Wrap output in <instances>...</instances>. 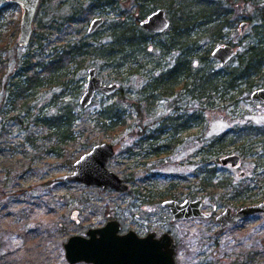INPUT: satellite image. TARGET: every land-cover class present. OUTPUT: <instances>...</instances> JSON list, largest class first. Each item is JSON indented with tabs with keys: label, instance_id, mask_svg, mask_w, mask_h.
Wrapping results in <instances>:
<instances>
[{
	"label": "rangeland",
	"instance_id": "obj_1",
	"mask_svg": "<svg viewBox=\"0 0 264 264\" xmlns=\"http://www.w3.org/2000/svg\"><path fill=\"white\" fill-rule=\"evenodd\" d=\"M75 1L52 0L37 8L32 22L33 32L36 31L37 36H42L40 32H43L39 27L49 24L52 19L58 25L57 31L53 30L43 41L47 52L52 46H60L71 40L110 41L108 29L116 18L112 12L89 15L82 12L76 21L63 20L70 15ZM230 1L236 4L229 19L234 20L233 28L229 32L225 30L228 34L222 41L214 42L210 50L217 43H227L228 40L237 43V46L233 45L237 51L243 50V44L252 36L251 23H247L242 31L240 29V21L246 20L243 16L249 13L256 22L263 19L261 1L264 0ZM118 3L119 9L124 10L129 16L128 20L132 21L133 14L138 10L136 2L120 0ZM142 10L144 12L146 8ZM167 15L172 22L171 13L167 12ZM20 16L18 4L0 0V30L7 34L2 35L0 42L4 37L9 40L8 49L1 55L7 76L13 70L16 59L23 57L31 46H21L17 42ZM95 16H103L104 22L88 33V24ZM14 26L15 31L11 34V27ZM158 37L159 40L163 39V36ZM158 37L150 38L154 42L147 44V47L158 56L160 64L166 66L172 62L173 53L165 55L153 45ZM68 60L64 58L63 64L71 76L69 87L78 85L79 94L75 98L67 95L62 97L61 92H66V88L45 84L46 87L34 94L26 106L33 116L37 112H57L64 104L74 108L75 128L80 129L82 134L76 140L61 144L60 156L54 151L57 144L54 134L37 125L30 117L19 114V104L23 100L12 101L1 94L0 264H92L85 261L68 262L63 242L73 234H85L89 227L103 225L108 219H117L121 224V232L128 229H133L139 235H145L148 231H155L157 235L169 232L177 244L175 264H264V213L249 214L225 227L215 220V215L226 207L234 210L264 198V104L250 98L253 89L264 85L254 86L249 92H239V88H221L204 99L196 95L195 98L187 96L178 86L166 97H154L151 104L154 107L148 111L146 101L139 102L137 91L143 88L144 78L151 72V64L146 67L130 65L137 73L133 75L127 74L128 66H122L117 71L122 72L123 78H118L115 77V70L95 54L85 57L80 68L68 63ZM235 60L233 58L220 66L213 58V68L225 73L237 63ZM92 66L96 67L97 75L105 83L119 84L124 93H97L91 104L81 108L78 100L84 90L87 69ZM140 71L142 74H139ZM176 96H180L178 104L183 108L178 114L186 110L187 116L191 117L193 112L202 107L206 113V123L190 124L188 129L176 133L175 137L179 139L176 146L174 143L171 145L173 149H160L155 154L154 147L169 142L168 137L164 134L149 141L145 138L156 133L142 131L143 125L149 124V128L155 130L159 126L158 117L175 113L170 106H175L173 101ZM56 98L57 101H54ZM109 104L114 105L116 114H122L117 119L126 121V127L119 128L112 138L102 137L101 133L96 135L99 131L93 128L92 120L97 110ZM14 116L19 119L16 120ZM156 116V120H153ZM219 137L222 139L218 142H233V147L229 152L217 155L208 152L216 148L209 147L208 142ZM103 141L111 142L115 148V154L106 166L127 181L129 187L126 191L103 189L101 186L65 179V175L74 170L73 162L94 144ZM237 145H242L250 153L243 154L235 147ZM232 152L241 156L239 165H222L219 158ZM206 162H213L218 173L211 182L217 183L226 176L227 185L220 193L213 192V187H209L200 196L187 198H202V211L210 212V216L172 219L170 211L161 204L163 199L173 198L168 196V187L183 188L187 192L188 185L194 181L193 174L197 169H202ZM208 166L210 168L211 163ZM225 189L229 190L227 195ZM161 193H165V196L160 201H154ZM235 193L240 194L241 204L229 200ZM150 194V197L147 196ZM184 198L183 195L179 199ZM254 250L263 254V257L252 256L254 259L251 260L250 255Z\"/></svg>",
	"mask_w": 264,
	"mask_h": 264
},
{
	"label": "trees",
	"instance_id": "obj_2",
	"mask_svg": "<svg viewBox=\"0 0 264 264\" xmlns=\"http://www.w3.org/2000/svg\"><path fill=\"white\" fill-rule=\"evenodd\" d=\"M47 1L52 0H40L38 7L41 8ZM119 1L76 0L70 15L68 17L65 16L63 19L69 22L76 21L82 12L88 15L91 13H114L116 18H114L108 29L110 38L108 43L101 42L98 39L94 41H86L84 39L80 41L71 40L60 46H52L49 49L50 51L47 52V47L44 46L43 41L53 30L57 31L58 29L56 20L52 19L49 24L39 27L43 31L40 32L42 36H37L36 31L32 32L27 44L31 46L28 51H25L23 57L16 59V67L14 66L11 73L7 76L5 62L1 55L3 51L8 49L9 40L4 37L0 42V97L2 94V97L6 95L12 101L21 99L24 101L19 104L21 105L19 114L30 117L37 125L45 127L54 134L57 140L54 151L57 155H61L59 152L61 144H67V142L80 137L82 134V131L79 132L80 129L75 128L76 116L73 112L74 108L71 105L64 104L57 112H37L33 116L30 113V109H27L26 106L34 94L41 91V88L46 87L45 84L47 86L56 85L61 89L66 88V92L65 90L61 92L62 97L67 95L75 98L79 94L78 85L69 87L71 76L64 69V58H68V63L80 68L81 66L79 65L84 64L85 57L95 54L107 62L112 70H115V77L118 78L122 77V72H118L117 69L122 66H128L129 68L126 67L127 74L133 75L137 73L130 65L137 64L138 66L146 67L147 64H151V72L147 78H144L145 84L143 88L137 91L139 102L141 100L146 101V109L148 111L154 107L151 105L154 97H166L178 86L187 96L195 98L196 95L204 99L209 97L210 93H214L221 88L227 90H237L239 88V92H249L254 86L264 85V1H261L263 19L256 22L254 16L249 13L243 16L248 23H251L252 36L251 39L243 44V50L237 51L235 56L237 63L225 73L213 68L210 48L214 42L222 41L228 34L227 32L233 28L234 20L229 19L233 14L234 7H236L235 3L232 4L230 0L225 2L222 0H134L138 10L133 14V20L129 21L127 13L119 9ZM85 3L86 5L83 7ZM156 7L163 8L166 13H171V29L169 28L160 33L161 35L148 32L139 25L140 20L145 18L144 16ZM143 8H146L144 12ZM225 30L228 31L226 32ZM14 31L15 26L11 27L10 33L12 34ZM3 34L4 32L0 30V38H2ZM4 35L6 36L7 34ZM156 36H163V39L159 40L158 37L157 42L153 45L165 55L173 53L172 62L166 66L165 64L161 65L158 56L152 54L148 49L149 46L147 47V44L154 42L150 38H155ZM226 42L232 43L230 40ZM231 45L237 46V43H232ZM144 58L145 61H143ZM139 74H142L141 71ZM120 93H124L122 87L118 91V94ZM175 93H177V89ZM54 101H57V98ZM183 112V114L173 113L169 116L158 117L160 119V121H157L159 126L155 130L150 129L149 124L143 125L142 131L150 130L156 133V135H150L145 138L149 141H154V139L164 134L168 137L169 142L154 147L155 154L160 149L163 151L173 149L171 145L174 143L176 146L179 139L175 137L176 133H181L188 129L190 124L201 125L206 123V113L202 107L200 110L197 109L196 112H193L191 117L187 116L186 110ZM121 116L122 114H116L112 104L105 105L100 110H97L92 117L93 128H97L99 131V133L96 132V135L101 133L102 137L112 138L119 128L126 127L125 119H117ZM14 117L16 120L19 119L18 116ZM156 118L157 116L153 120H156ZM153 120L152 123L154 122ZM220 137L208 142L209 147L216 146V148L210 149L208 152L217 155L229 152L233 147V142L227 144L218 142L222 139ZM242 140V145H244V139ZM153 143L150 142V144ZM242 145L235 147L240 149L243 154L250 153V151L244 150ZM210 163L211 167H206ZM212 164L213 162H206L202 169L195 171L193 174L194 181L188 185L187 192H184L183 188L168 187V196L177 199L183 195L185 198L200 196L209 187H213V192L220 193L227 185V177L225 176L224 180H218L217 183L211 182L218 174ZM228 191L225 189V195L228 194ZM147 196L150 197L151 194ZM164 196L165 193L158 194L154 201H160ZM238 196L240 194L235 193L229 200L241 204V197ZM219 199L222 198L219 196ZM252 253L250 255L251 260L258 256L263 257V254L257 250ZM214 263L216 262L204 264ZM239 264L252 263L242 262Z\"/></svg>",
	"mask_w": 264,
	"mask_h": 264
},
{
	"label": "water",
	"instance_id": "obj_3",
	"mask_svg": "<svg viewBox=\"0 0 264 264\" xmlns=\"http://www.w3.org/2000/svg\"><path fill=\"white\" fill-rule=\"evenodd\" d=\"M21 8L17 42L21 46L29 43L33 32L32 22L40 0H9ZM102 16L93 17L88 24V33H92L102 25ZM170 19L163 8H158L140 20L139 25L148 32L162 33L170 27ZM246 22L240 23L241 31ZM236 48L229 43L213 46L210 56L220 66L235 58ZM120 85L114 82L105 83L97 75L95 66L89 67L85 77V87L78 103L81 108L91 104L97 93L112 95ZM250 98L264 103V86L253 89ZM115 154L114 146L109 141L94 144L88 151L80 155L74 162L73 172L65 175V179L80 181L86 185L101 186L103 189L126 191L128 183L107 168L108 160ZM239 154L229 153L220 158L222 164L236 165ZM202 198H185L179 201L174 198L163 199L161 204L167 207L172 219L180 220L192 217H208L209 212L202 211ZM264 213V199L258 203L247 204L233 211L230 207L216 215L221 226H229L245 218L247 215ZM121 224L117 219H108L98 227H89L85 234H73L63 242L65 258L70 263L85 261L92 264H175L177 244L169 232L157 235L148 231L139 235L133 229L121 232Z\"/></svg>",
	"mask_w": 264,
	"mask_h": 264
},
{
	"label": "flooded vegetation",
	"instance_id": "obj_4",
	"mask_svg": "<svg viewBox=\"0 0 264 264\" xmlns=\"http://www.w3.org/2000/svg\"><path fill=\"white\" fill-rule=\"evenodd\" d=\"M86 77V76H85ZM84 87H85V83H84ZM120 88H121V86H120ZM120 88H119V90H120ZM119 90H117L116 92H118ZM115 92V93H116ZM102 94V93H101ZM180 96H176L175 97V99H174V101L173 102H175V106H170L171 107V109L175 112V113H177L180 109H183V108H181V104H178L179 103V98ZM160 99V98H159ZM252 100H254V99H252ZM255 101H258V100H255ZM259 103H261L260 101H258ZM261 104H264V103H261ZM115 149V148H114ZM233 153V152H232ZM226 154H229V153H226ZM226 154H224V155H226ZM223 155V156H224ZM239 161H238V163L236 164V165H232V164H230V163H228V164H222L221 163V161H220V158H219V161H220V163L222 164V165H224V166H231V167H237L238 165H239V163H240V161H241V156L239 155ZM243 175V174H242ZM124 181H125V179H123ZM127 182V181H126ZM174 199H177V198H174ZM185 199V198H184ZM189 199V198H188ZM264 199V198H263ZM262 199V200H263ZM177 200H179V201H182L183 199H177ZM262 200H260V201H262ZM260 201H258V202H260ZM258 202H256V203H258ZM202 204H203V202H202ZM202 204H201V208H202ZM250 204H254V203H250ZM244 205H247V204H244ZM244 205H241V206H244ZM240 206V207H241ZM167 208V207H166ZM239 208V207H238ZM238 208H236V209H231V210H233V211H235V210H237ZM168 209V208H167ZM209 214H211L210 212H209ZM210 216V215H209ZM215 220H216V215H215ZM217 221V220H216Z\"/></svg>",
	"mask_w": 264,
	"mask_h": 264
},
{
	"label": "bare ground",
	"instance_id": "obj_5",
	"mask_svg": "<svg viewBox=\"0 0 264 264\" xmlns=\"http://www.w3.org/2000/svg\"><path fill=\"white\" fill-rule=\"evenodd\" d=\"M158 8H160V7H156V8H154V9H152L151 11H150V13L151 12H153L154 10H156V9H158ZM103 17V16H102ZM240 22H246V24L248 23V21H246V20H241ZM171 24V23H170ZM152 33H157V32H152ZM158 34H160V33H158ZM93 101V100H92Z\"/></svg>",
	"mask_w": 264,
	"mask_h": 264
}]
</instances>
